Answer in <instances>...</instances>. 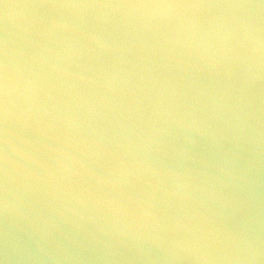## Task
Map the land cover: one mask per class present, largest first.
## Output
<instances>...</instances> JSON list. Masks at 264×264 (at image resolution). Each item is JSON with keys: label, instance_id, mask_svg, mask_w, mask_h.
I'll use <instances>...</instances> for the list:
<instances>
[{"label": "water", "instance_id": "obj_1", "mask_svg": "<svg viewBox=\"0 0 264 264\" xmlns=\"http://www.w3.org/2000/svg\"><path fill=\"white\" fill-rule=\"evenodd\" d=\"M0 264H264V0H0Z\"/></svg>", "mask_w": 264, "mask_h": 264}]
</instances>
